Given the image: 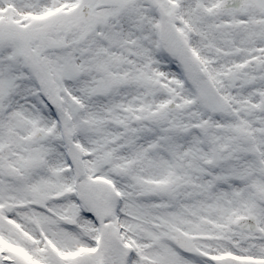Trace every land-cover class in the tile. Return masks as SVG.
<instances>
[{"label": "snow or ice", "instance_id": "6c2138e0", "mask_svg": "<svg viewBox=\"0 0 264 264\" xmlns=\"http://www.w3.org/2000/svg\"><path fill=\"white\" fill-rule=\"evenodd\" d=\"M0 264H264V0H0Z\"/></svg>", "mask_w": 264, "mask_h": 264}]
</instances>
